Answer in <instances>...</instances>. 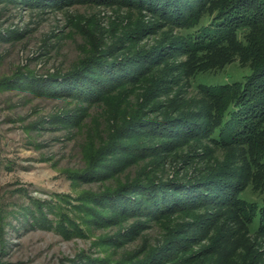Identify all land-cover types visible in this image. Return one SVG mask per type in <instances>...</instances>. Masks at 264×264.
<instances>
[{"label":"trees","instance_id":"16d2710c","mask_svg":"<svg viewBox=\"0 0 264 264\" xmlns=\"http://www.w3.org/2000/svg\"><path fill=\"white\" fill-rule=\"evenodd\" d=\"M22 1L31 7H125L138 10L141 18L146 10L159 19L138 20L125 30L124 39L110 45L93 43V53L60 75L61 81L56 75L43 79L22 71L0 81L8 87L25 79L24 84L39 93L103 104L106 121V111H116L107 129L101 128L102 114L95 116L96 135L83 147L86 167L72 172L74 179L114 183L77 197L74 206L82 209L88 224L121 225L138 218L105 242L138 234L142 217L158 221L163 233L143 259L121 257L103 263L264 264L254 243L237 235L248 231L264 237V197L250 201L243 196L248 187L264 194V0H0ZM162 24L181 32H163ZM144 34L156 38L141 46ZM118 44L129 53L107 60ZM184 52L190 59L183 64L181 79L189 84L198 74L221 70L236 60L251 72L242 81L200 83L193 95L178 83L170 97L178 78L156 74L172 69L167 60ZM164 96L167 99L161 101ZM154 108L164 111L157 110L155 118L144 117V111ZM98 131L109 134L98 136ZM203 154L205 163L197 175L182 172ZM132 167L135 171H129ZM29 212L34 214L30 210L24 215ZM1 213L3 220L5 211ZM231 217L237 230L231 227Z\"/></svg>","mask_w":264,"mask_h":264},{"label":"rangeland","instance_id":"374dc122","mask_svg":"<svg viewBox=\"0 0 264 264\" xmlns=\"http://www.w3.org/2000/svg\"><path fill=\"white\" fill-rule=\"evenodd\" d=\"M137 11L108 5L74 4L51 8L47 4L31 7L23 1L0 2V81L12 79L19 71L43 79L56 75L57 81H61L63 74L79 59H84L88 52L93 53V43L110 45L118 38L124 39L125 30L138 20L146 23L159 20L146 10L141 18ZM162 25L163 32L168 30L173 35L181 32L172 24ZM155 38L144 34L139 45L149 44ZM117 47L107 60L122 58L123 53L130 51L126 53L128 49L122 44ZM172 58L167 60L173 65L172 69L163 68L156 74L165 79L178 78L170 97L178 89V83L188 95H193L198 92L200 83L216 86L242 81L251 72L248 66L236 60L221 70L198 74L189 84L181 75L183 64L190 56L184 52ZM25 81L17 84L14 80L16 84L9 83L8 87L0 84V219L1 210L5 211L0 220V264H104L103 260L115 261L121 257L133 261L143 259L162 238L163 229L158 221L142 217L138 234L105 242L119 231L125 232L138 218L125 219L121 225L88 224L82 209L74 206L79 201L77 197L87 192L99 193L114 183L74 179L72 172L86 167L83 147L85 141L96 135L95 127L99 123L95 116L102 114L100 125L107 129L116 111H106L109 118L106 121L103 115L107 107L103 104L100 107L80 104L70 97L39 93L28 88ZM166 99L164 96L160 100ZM157 110L163 112L164 108L148 109L143 112L144 117L155 118ZM65 118L76 123L65 122ZM98 133L103 137L109 134ZM197 151L203 153L201 149ZM203 159L204 154L201 160H196L197 164L182 172L197 175L205 163ZM129 171H135L134 167ZM243 196L252 201L260 200L264 194L248 187ZM27 208L34 214L24 215L30 211ZM229 221L231 227L239 228L233 225L234 217ZM62 222L66 227L60 225ZM72 223L83 232L76 231ZM243 234L246 237L240 238L254 243L264 263V237L248 231L237 235Z\"/></svg>","mask_w":264,"mask_h":264}]
</instances>
